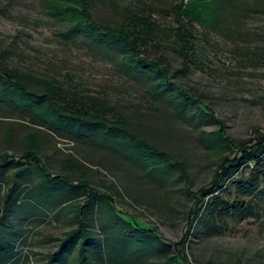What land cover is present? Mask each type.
<instances>
[{"label": "rangeland", "instance_id": "374dc122", "mask_svg": "<svg viewBox=\"0 0 264 264\" xmlns=\"http://www.w3.org/2000/svg\"><path fill=\"white\" fill-rule=\"evenodd\" d=\"M177 1L99 0L92 12L98 21L116 25L131 10L147 6L165 10ZM2 8L0 53L7 64L34 77L75 85L84 95L100 98L127 119L131 130L185 163L188 189L175 168L155 170L114 141L98 137L92 141V135L80 141L31 122L13 111L9 99L14 95L6 90H0V156L22 153L30 135H37V154L49 172L76 185L87 181L94 189L107 192L120 209L155 228L165 240L187 237L184 250L189 264H264V198L256 216L220 215L216 222L223 226L221 233H208L198 219L188 226L193 217L192 192L210 183L217 172L199 131L212 132L223 126L237 143L249 142L264 132V0H234V6L222 12L218 28H198V62L174 81L196 94L207 110L201 116L194 110L196 104L181 113L167 98L154 99L144 79L124 68L112 50L92 45L82 33H68L67 21L50 12L46 0H0ZM155 18L166 29L163 53L179 68L180 57L172 49L170 36L173 18L158 13ZM161 52L153 50L152 54L159 57ZM31 168L21 177L19 168L13 167L11 185L4 184L0 199V217L5 213L7 225L28 230L20 245L25 254L20 264H47L64 234L77 227L78 211L89 212L87 225L96 237L102 235L103 227L113 224L110 221L116 217L110 213L111 207L103 204L102 212L97 207L91 211L84 195L57 218L48 215L24 220V210L10 208L2 199L15 180L32 185L44 178ZM239 196L236 184H230L224 199L232 201ZM117 224L130 232L121 221ZM161 263V258L152 255L146 264Z\"/></svg>", "mask_w": 264, "mask_h": 264}, {"label": "trees", "instance_id": "16d2710c", "mask_svg": "<svg viewBox=\"0 0 264 264\" xmlns=\"http://www.w3.org/2000/svg\"><path fill=\"white\" fill-rule=\"evenodd\" d=\"M97 1L46 0V4L50 12L67 21L68 33H82L92 45L105 47L119 56L124 68L134 77L144 79L146 90L154 99L167 98L181 113L188 105L196 104L194 110H199V116L204 115L207 110L200 100H196V94L174 80L198 62L196 44L201 34L198 28H218L222 12L234 6V0H178L165 10L147 6L129 11L116 25L100 22L94 17L92 11ZM155 13L169 14L173 18L170 36L173 38L172 49L180 57L179 68L173 67L163 53L162 36L166 35V29L156 20ZM153 50L162 51V55L153 56ZM75 88V85L68 86L54 78L34 77L12 67L0 53V90L14 95L9 99L14 112L58 135L80 141L90 135L92 141L95 137L114 141L155 170L175 168L187 185L189 174L183 161L174 159L169 152L131 130L127 119L112 107L105 106L100 98L84 95ZM30 138L22 153L0 156V199L4 184L11 185L9 172L13 167L19 168L17 174L21 177L33 167L44 178L32 185L15 180L8 193L3 195L2 201L6 205L10 203V208L24 210L26 221L48 215L57 218L84 195L90 210L97 207L95 209L102 212L101 206L107 204L118 220L112 219L110 223L113 224L103 227L102 235L96 237L98 234L91 232L87 225L86 214L89 212L78 211L75 216L77 227L64 234L47 264H146L152 255L161 258V264H189L184 250L187 237L176 242L165 240L155 228L120 209L107 192L94 189L87 181L76 185L65 176L49 172L37 154L39 137L31 134ZM199 139L207 149L208 159L216 164L217 172L210 183L192 192L193 217L188 226L190 228L198 219L208 233H221L223 226L216 222L220 215L237 214L246 218L258 214L259 202L264 198V132L249 142L237 143L220 126L212 132L200 130ZM215 157H219L218 160H213ZM230 184H236L240 193L232 201L224 199ZM4 216L5 213L0 217V264H20L25 256L20 245L25 243L28 230L12 228L4 221ZM120 221L129 228L130 234L118 226ZM133 235L142 236V239L132 238ZM145 237L150 241H144Z\"/></svg>", "mask_w": 264, "mask_h": 264}]
</instances>
